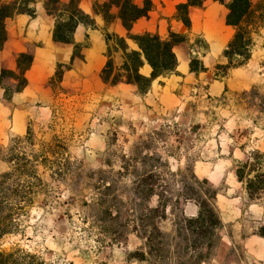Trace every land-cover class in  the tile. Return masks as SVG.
Masks as SVG:
<instances>
[{"label": "rangeland", "instance_id": "obj_1", "mask_svg": "<svg viewBox=\"0 0 264 264\" xmlns=\"http://www.w3.org/2000/svg\"><path fill=\"white\" fill-rule=\"evenodd\" d=\"M261 23L252 11L243 25ZM195 56L174 97L82 110L96 117L59 103L0 142L3 264H227L215 257L223 233L264 232L251 217L264 207V67L207 72ZM209 198L228 222L205 235L188 219Z\"/></svg>", "mask_w": 264, "mask_h": 264}, {"label": "crops", "instance_id": "obj_2", "mask_svg": "<svg viewBox=\"0 0 264 264\" xmlns=\"http://www.w3.org/2000/svg\"><path fill=\"white\" fill-rule=\"evenodd\" d=\"M2 1L13 3L21 0ZM45 1L30 0L26 5L33 10V14L17 12L5 20L6 40L0 48V73L4 69L18 72L22 53L32 55V60L25 68L27 84L22 89L7 95L6 86L16 83L12 78L6 79L5 85H0V142L28 133L36 121L39 127L43 126L47 119L57 115L59 103L61 115L62 112L79 108V113L72 116L96 117V113H83L82 110L95 107L96 111L97 105L104 108L112 106L116 97V100L129 104L146 99L149 95H155L162 101L174 97L194 71L191 68L194 55L198 54L195 57L201 60L207 72L211 65L227 63L224 51L236 33V27L227 23L228 6L233 0H205L202 6L190 7V26L182 20L177 10V6L187 0H152L148 16L137 19L130 30L120 18L117 6H112L110 10V21H106L100 10H96V4L102 5L108 0H77L79 8L91 16L93 23L78 24L71 41L62 42L54 38L57 16L48 11ZM69 1L62 0L63 3ZM135 1L139 5L144 3V0ZM251 1L252 11L264 13L262 0ZM261 24L251 33L250 58L244 65L233 68L234 74L250 70L254 63L264 67L261 60L264 55V24ZM106 32L125 38L127 51H141L132 35L150 32L167 39L171 32L181 34L184 40L173 48L178 65L174 71L153 79L144 93L136 83L121 81L112 84L102 76L108 60H113L114 73H125L122 66L127 58L124 49L114 39L107 40ZM141 57L143 64L139 73L151 78L152 67L143 54ZM255 81L256 78L252 77L250 84ZM245 82H240V86L246 88L243 85L247 84ZM209 84L211 87L219 86L220 82L215 79ZM67 106L69 108L64 109ZM254 206L256 214L251 217H256L254 222L263 226L264 207ZM220 219L224 224L228 222L226 217L221 216ZM251 230L243 234L239 225V234L223 233L215 257L227 264L233 260L236 264H264V232H258L257 225L252 226Z\"/></svg>", "mask_w": 264, "mask_h": 264}, {"label": "trees", "instance_id": "obj_3", "mask_svg": "<svg viewBox=\"0 0 264 264\" xmlns=\"http://www.w3.org/2000/svg\"><path fill=\"white\" fill-rule=\"evenodd\" d=\"M29 1L30 0H21L13 3H6L0 0V48L6 40L5 20L17 12L24 11L33 14V10L29 9L26 5ZM204 1L205 0H187L185 3H181L177 6L179 16L187 25L190 26L191 24L189 17L190 7L202 6ZM45 2L48 11L57 16L54 38L58 41L70 42L72 33L78 24L93 23L91 16L79 8L77 0H70L68 3H63L62 0H46ZM152 5V0H144L142 5L137 4L135 0H108V2L102 5L96 4V10H100V12L104 14L106 21H110L112 18L110 10L112 6H117L119 8L120 18L124 25L130 30L137 19L148 16ZM262 6L264 7V0H262ZM228 7L229 13L227 16V23L236 27V33L224 51V55L229 61L228 65L234 64L240 66L250 58L249 49L252 44V30L248 29V27H244L243 23L248 16L251 15L253 4L251 0H233ZM132 37L140 46L141 51H127L125 38L106 32L107 40L110 41L114 39L119 47L124 49L127 58L122 66L125 73L121 71L114 73L113 60L111 58L108 60L102 71V76L106 81H110L112 84H117L121 81L132 82L138 84L140 90H144L150 86L153 79L176 69L178 60L173 48L176 44L184 40V36L171 32L169 38L163 39L156 33L147 32L132 35ZM111 54L112 50L110 49L109 55ZM141 54L144 55L145 59L152 67L151 78L145 77L139 73V68L143 64ZM236 56L242 57L243 60L233 63ZM31 60L32 55L22 53L19 56L20 69L18 72L6 69L2 70L0 73V85H5V80H9V78L16 80V83L6 86L7 95H10L15 90L22 89L27 84L25 68ZM194 63L195 61L192 60V70L197 69ZM188 221L191 223V226L195 224V227L200 230V233L205 235L210 232L206 224L213 227V230L217 229L221 224L220 216L211 198L200 201L198 215L189 218ZM4 255V252L0 251V257ZM0 264L3 263L0 261Z\"/></svg>", "mask_w": 264, "mask_h": 264}]
</instances>
